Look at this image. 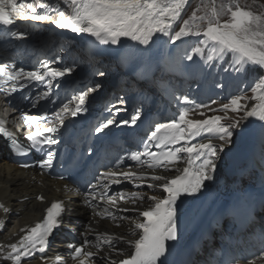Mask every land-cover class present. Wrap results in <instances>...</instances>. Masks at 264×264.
I'll return each mask as SVG.
<instances>
[{"label":"snow or ice","instance_id":"snow-or-ice-1","mask_svg":"<svg viewBox=\"0 0 264 264\" xmlns=\"http://www.w3.org/2000/svg\"><path fill=\"white\" fill-rule=\"evenodd\" d=\"M187 2L188 0H63V3L71 9V14L65 15V12L58 6L53 7L42 0H35V4L28 0H0V26L4 27L11 37L24 39L28 33L15 30L17 20L33 24L50 23L57 29L69 30L77 36L87 34L88 37L93 38L94 46L103 45L110 48L115 46L116 50L124 46L125 38L134 42L136 47H150L157 36L166 37L169 43L175 44L186 36L202 35L204 39L201 43L209 45L216 57L222 58L229 53L235 57L238 67H234V71L237 73L246 71V65H256L264 70V17L240 6H236L235 10L229 9L231 18L223 23L220 22L219 14L215 9L212 10L211 15L201 17H197L193 12L189 19L184 20L179 31L173 34V26L180 20ZM38 9L46 11L41 12ZM52 13H55V18ZM195 21L206 22L207 26L202 33L191 32L190 24ZM202 51V48L196 47L192 53L186 55V59L191 61L195 54ZM208 60H213V57L209 55ZM72 71L74 68L65 67L60 70L50 67L46 61L41 62L39 67L33 71L17 68L14 64L0 63V90H5V85H11L9 92L11 95V93L24 89L32 81L46 84L51 89L52 83L58 77H63ZM98 75L102 78L105 73L99 72ZM103 87L102 83H96L94 86H89L86 91H81L78 97H73V99H78L75 109H69L65 104L63 113L70 112L71 116L75 117L86 111V98ZM251 91L254 94L252 99L258 100L259 103L254 104L250 109L240 103L242 99H246L241 96L232 97L230 104H224L218 109V111H227L230 108L233 112L243 110L244 115L234 123L224 125L221 123L222 117L220 116H209L204 120H190L186 118L188 109L185 108L179 113L178 118L156 123L154 130L147 135V139L142 141L143 151L131 153L130 159L136 164H146L149 169L162 168L165 171L171 170L169 166L180 159L181 153H186L189 167H185L182 174L169 179L161 175L146 176L143 172H118L109 169L95 176V183L88 184L87 191L84 193L88 207L100 203L115 206L117 195L121 201L130 199L134 204L137 200H144V196L137 191L128 193L121 190L118 194H110L113 185L123 183L132 184L133 188H158L165 194L163 198L148 197L154 203L145 211L131 209L144 218L142 222H136L134 225L136 229L141 230L142 234L139 239L129 241L135 251L130 257L119 260V264H164V258L169 251V242H176L179 239V201L184 197L195 198L206 187L207 181L215 179L218 162L223 158L227 146L233 143L237 128H242L251 117L264 122V78L260 79ZM49 95L50 92H45L38 99H45ZM120 103L123 104L125 101L121 99ZM184 103H190L187 97H184ZM195 106L204 107L199 104ZM120 111L121 109L116 107L114 115ZM54 115L60 117L59 113ZM141 116L142 112L137 110L130 120H121L119 125L116 124L115 119H109L95 131L101 133L109 126L135 125ZM51 118L47 115L36 117L26 114V121L29 123ZM63 123L61 118L60 125L28 133L25 137L29 145L27 150L46 151L47 159L40 161L41 168L50 166L52 163L51 149L58 143L54 134L60 131ZM2 131L4 129L0 127V132ZM204 135L209 137L208 142H195L198 137ZM212 138H218L221 142L215 144ZM12 143L16 144V140L13 139ZM153 148L157 151H153ZM24 167H29V165H24ZM116 167H119V163ZM146 180L161 183L144 184L143 181ZM135 181H141V183H135ZM38 199L42 200L43 197H38ZM5 211L7 212L8 209ZM64 211L63 201H53L47 207L42 221L22 236L19 244L8 245L11 251L7 252L2 259L11 261L12 264H22L24 259L34 257L37 253H43L48 247L50 237L60 226ZM124 211H129V209H124ZM95 215L112 220L124 218L116 215L108 207H105L102 212H96ZM115 239L114 236L107 234L98 235L94 245L97 252L85 250V246H92V241L88 239H85L81 246L69 244L68 248L74 247L73 256L79 259V264H90L91 261L105 259L100 255L99 250L102 245L112 248ZM3 251L4 249L0 248V253ZM117 254L119 255V251ZM106 259L108 264H117L111 256Z\"/></svg>","mask_w":264,"mask_h":264},{"label":"bare ground","instance_id":"bare-ground-1","mask_svg":"<svg viewBox=\"0 0 264 264\" xmlns=\"http://www.w3.org/2000/svg\"><path fill=\"white\" fill-rule=\"evenodd\" d=\"M188 1L190 2V0ZM213 3L217 4L216 0H213ZM219 3L223 2L220 0ZM229 15L231 17V14ZM222 18L227 19V16H223ZM42 41L45 42L47 41V39H42ZM167 42L168 41L166 37H156L155 42L153 43V45L157 46L156 55L157 52L161 54V47L165 46ZM127 47L130 48V50L135 55L132 56L131 63L134 64V57L136 58L137 62H141L142 52L138 50V47L134 45V42H131L129 40ZM113 78L118 81H121L122 79V77L118 75H113ZM259 131H264L263 124L259 126ZM262 132H260L258 137L256 138V144L252 149V153L255 156H257V153L260 150H264V133ZM228 151H233V149L229 148L227 149V152ZM237 162L238 160H232L231 156L227 159V163H230L232 165H236ZM9 166L6 165L3 159L0 158V248L4 249V251L0 253V264H12V262L2 259V257L6 255L7 252L11 251V249L7 246L8 243L16 238L14 236V233L18 231L20 226H23L31 220L35 219L43 209V204L35 202L34 195H36L38 192L46 193L49 190H51V192L53 193H57L56 188L61 189L59 185L56 186V184L50 183L49 180H44V185H37L30 180L31 174L25 171L10 169L8 168ZM221 190V186H216V188L211 192L210 196L204 201V203H206L207 205L216 203L215 201L217 193ZM58 195L64 197L62 191H60ZM144 202L145 201H140L138 204H140L141 206L143 203V207H147L148 205ZM80 203L81 201L79 198H70L67 202V212H70L73 215L75 214L84 217L88 220L87 225L98 228L100 231H103L104 234H117L118 236L127 238L133 233V231L137 233L138 229H136L135 226L131 224V222H126V224H124V222L113 224L105 220H100L93 213H89V209L86 210L84 206H81ZM5 209H8V211L6 212ZM128 229L131 230L126 232V230ZM192 237H195V235ZM190 238L191 237H189V235L179 236L178 241L174 243L171 251L174 253L180 252L182 254V251L184 250V247L189 243ZM209 247L212 249V251H214L213 245L209 244ZM22 264L35 263H27L25 261H22Z\"/></svg>","mask_w":264,"mask_h":264},{"label":"rangeland","instance_id":"rangeland-1","mask_svg":"<svg viewBox=\"0 0 264 264\" xmlns=\"http://www.w3.org/2000/svg\"><path fill=\"white\" fill-rule=\"evenodd\" d=\"M235 3L232 6V9L235 10L236 6H240L244 8L247 11H251L256 15H259L261 17H264V0H234ZM196 5V4H195ZM206 28V27H205ZM204 38H199L200 42ZM188 45L186 43H176L175 48L173 47V44H169L164 47L166 52V58L169 61V65L171 68L174 69L176 72H180V69L184 72H189V75L193 76L194 78H191V84L195 86L198 84L199 91H195L198 93H190V92H184V96H188L191 98V100L198 104L202 102V104H211L216 106H220V103H227L230 104L231 98L234 96H241L248 98L250 97L249 94L252 92L251 89H248L247 84L245 83V80L242 79V72L237 73L234 71V67L230 69L219 67L215 64L216 61H219V57H216L215 53L212 51V48L209 45L203 44V48L207 50L206 59L202 60L201 53H197L193 56V59L191 61H188L187 63L183 60L182 54L187 51ZM211 55L213 57V60L209 61L208 56ZM235 64V61H234ZM233 64V65H234ZM237 67V66H236ZM186 68L187 70H184ZM167 77L163 78V83H165ZM260 79L262 78H250L248 80V85L252 87L255 86L256 83L260 82ZM178 80V79H177ZM177 80L176 83L177 84ZM179 81V80H178ZM189 84V83H187ZM205 84H208L206 87V90H208V87H212L213 90H215V93L212 95V98H205L203 97V93H205ZM175 87H181L180 85H176ZM195 89V88H194ZM197 90V89H196ZM245 91V93H243ZM213 93V92H212ZM180 95V94H179ZM254 94L251 96L253 97ZM242 105H246V107L249 108L248 103L242 99L241 100ZM223 105V104H222ZM251 106V105H250ZM213 108V109H215ZM213 109L208 112V115H213ZM195 111L190 112V114H195ZM244 115V111L242 110L240 118ZM220 117H222L223 124H232L237 120H234L230 117L229 113L227 111H222L220 113ZM239 118V119H240ZM238 119V120H239ZM258 120V119H257ZM253 122V120H249V123ZM237 130V129H236Z\"/></svg>","mask_w":264,"mask_h":264}]
</instances>
